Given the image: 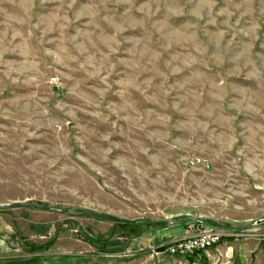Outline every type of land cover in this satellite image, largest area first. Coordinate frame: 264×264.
<instances>
[{
  "label": "rangeland",
  "instance_id": "374dc122",
  "mask_svg": "<svg viewBox=\"0 0 264 264\" xmlns=\"http://www.w3.org/2000/svg\"><path fill=\"white\" fill-rule=\"evenodd\" d=\"M165 228L222 232L180 264L264 252V0H0V264H144Z\"/></svg>",
  "mask_w": 264,
  "mask_h": 264
},
{
  "label": "crops",
  "instance_id": "0c3cea01",
  "mask_svg": "<svg viewBox=\"0 0 264 264\" xmlns=\"http://www.w3.org/2000/svg\"><path fill=\"white\" fill-rule=\"evenodd\" d=\"M171 228H165V230H163L161 232V236H162V240L160 242H158V246H160L162 248L163 251H161L157 256L152 255V254H148L147 257L148 259L144 262V264H180V260L183 259V256H188L189 254L186 255H169V253L167 252V246L172 242V240H174L177 237H180V234H175V232H173V230H170ZM225 247L224 245L222 246V243H218L216 245L213 246V248L207 249L205 251H197L193 254V257L196 256L195 259H199L200 258H204L201 257L202 255L207 256L208 258H210L212 256V254L210 252L213 253V249H216L219 254H223L218 247ZM224 251V249H223ZM214 254V253H213ZM192 255V254H191ZM31 256V255H29ZM190 256V255H189ZM199 257V258H198ZM249 257L250 259L252 258V260L254 261V264H264V252L261 249H257L254 248L253 251L249 252ZM152 260H150V259ZM224 258V257H223ZM198 262V261H197ZM195 260L192 261V264H196L197 263Z\"/></svg>",
  "mask_w": 264,
  "mask_h": 264
},
{
  "label": "built area",
  "instance_id": "2783aa9c",
  "mask_svg": "<svg viewBox=\"0 0 264 264\" xmlns=\"http://www.w3.org/2000/svg\"><path fill=\"white\" fill-rule=\"evenodd\" d=\"M222 232L216 229H206L197 232H189L177 237L168 246V251L172 254H192L197 251H205L221 241ZM224 264H232L230 260H225Z\"/></svg>",
  "mask_w": 264,
  "mask_h": 264
},
{
  "label": "trees",
  "instance_id": "16d2710c",
  "mask_svg": "<svg viewBox=\"0 0 264 264\" xmlns=\"http://www.w3.org/2000/svg\"><path fill=\"white\" fill-rule=\"evenodd\" d=\"M84 214L85 215H88V216H98V214H96V213H93V212H90V211H84ZM112 219H115V220H117V218H115V217H113V216H110ZM90 242H92L93 244H95V246L97 247V248H101V249H99V250H102L103 249V246H101V245H98V244H96L94 241H92V240H90ZM107 244H108V242H106V247H107ZM109 249V248H108ZM104 251H107V248H106V250H104Z\"/></svg>",
  "mask_w": 264,
  "mask_h": 264
},
{
  "label": "water",
  "instance_id": "95a60500",
  "mask_svg": "<svg viewBox=\"0 0 264 264\" xmlns=\"http://www.w3.org/2000/svg\"><path fill=\"white\" fill-rule=\"evenodd\" d=\"M186 219H188V218H184L183 220H186ZM122 221H129V220H122ZM152 224L153 225H165V226H167V225H172V224H174L173 222H152Z\"/></svg>",
  "mask_w": 264,
  "mask_h": 264
}]
</instances>
